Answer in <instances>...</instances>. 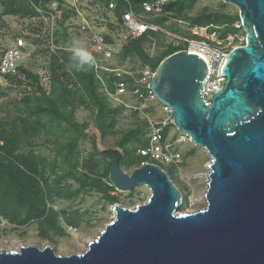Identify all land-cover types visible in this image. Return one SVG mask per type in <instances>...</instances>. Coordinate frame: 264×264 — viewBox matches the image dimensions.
Returning a JSON list of instances; mask_svg holds the SVG:
<instances>
[{"label": "rangeland", "instance_id": "obj_1", "mask_svg": "<svg viewBox=\"0 0 264 264\" xmlns=\"http://www.w3.org/2000/svg\"><path fill=\"white\" fill-rule=\"evenodd\" d=\"M87 1L82 0V17L93 30L104 33L115 48L108 58L103 57L99 62L110 69L139 73L143 67L151 65L144 54L153 58L177 50L179 41L176 35L187 33V29L194 25L213 24L222 37L232 35L235 44L246 43L239 7L224 0H196L193 7L182 13L166 11L156 18L163 31L148 35L141 43L142 54L134 47L137 38H128L124 27L115 24V13L103 11L96 5L86 8ZM18 7L16 3L12 9ZM11 13L23 11L8 12L0 0V43L8 46L13 44L12 31L7 24ZM207 15L211 19L199 24L198 20ZM225 15L233 16L235 20L221 22ZM70 23L65 7L56 36L57 45L62 48L54 53L51 49L45 50V44H42L40 52L29 55L31 48L28 45V52L21 59V70L6 86L0 87V151L5 149L4 155L20 164L22 155H35L37 175L50 189L46 200L47 213L43 218L22 223L0 215V250L16 249L22 244L51 245L61 255L82 253L113 219L116 203L135 207L151 196L146 185H135L131 191L117 189L109 176L113 159L105 156L103 151H121L126 157L122 169L131 172L139 166L138 149L147 142L148 119H157L164 114L160 110H151L143 115L118 104L109 94L115 90L113 82L118 79L111 76V70L106 71L104 85L95 70L96 93L117 110L111 125L108 123L104 129L100 128L97 122L99 106L92 102L87 80L82 71L70 67L68 47L73 38L69 32L81 36ZM56 108L61 116L55 112ZM71 121L84 125L85 130L78 141V158L67 162L62 157V147L75 134ZM135 129L142 130L140 135L129 139ZM178 137L179 130L173 127L169 138L174 142ZM180 147L183 150L181 163L164 167L183 195L178 211L203 209L211 156L201 146L181 144Z\"/></svg>", "mask_w": 264, "mask_h": 264}, {"label": "water", "instance_id": "obj_2", "mask_svg": "<svg viewBox=\"0 0 264 264\" xmlns=\"http://www.w3.org/2000/svg\"><path fill=\"white\" fill-rule=\"evenodd\" d=\"M224 1L239 7L246 43L230 52L213 104L200 95L207 62L186 49L160 62L151 87L176 127L211 156L206 206L179 212L183 195L165 168L144 163L126 172L115 153L112 184L148 186L146 202L116 203L82 253L22 244L1 249L0 264H264V0Z\"/></svg>", "mask_w": 264, "mask_h": 264}, {"label": "built area", "instance_id": "obj_3", "mask_svg": "<svg viewBox=\"0 0 264 264\" xmlns=\"http://www.w3.org/2000/svg\"><path fill=\"white\" fill-rule=\"evenodd\" d=\"M24 1L30 8L29 12L8 15L7 24L12 31L10 37L13 44L8 46L0 43V87L6 86L21 70L23 67L21 59L29 47L31 48L29 55L40 52L39 48L42 44H45V50L51 49L54 53L62 48L57 45L56 36L61 28L60 22H62L64 8L67 7L70 24L74 25V29L81 36H73L70 32L69 35L73 39H79L91 52L95 59L94 68L99 80L106 85L103 76L106 77L105 72L109 70H111V76L118 79L113 82L115 90L109 92L110 96L118 104L139 114L145 115L151 110H160L164 114L157 119H148L147 145L138 149V155L141 157L140 165L156 163L164 168L180 164L183 159V150L180 145L194 144L191 136L179 130L174 124L172 108L161 102L151 88L156 69L146 65L139 73H132L101 65L99 62L102 58H108L115 48L104 33L93 30L87 19L82 17V0ZM62 1L65 2L62 3ZM121 1H123L122 4H120ZM169 1L141 0L136 8L132 0H88L86 8L96 5L103 11L115 13L117 18L115 24H121L124 27L128 38H138L144 34L163 31L155 19L166 13L165 5ZM62 4L63 7H61ZM176 36L179 41L177 51L186 49L199 54L206 60L208 72L203 79L200 95L205 104L211 106L213 99L210 96L222 91L225 87L227 77L222 74V71L230 52L238 45L234 43L232 35L228 37L219 35L213 24L194 25L187 29V33ZM173 127L179 130V137L174 142L169 138Z\"/></svg>", "mask_w": 264, "mask_h": 264}, {"label": "trees", "instance_id": "obj_4", "mask_svg": "<svg viewBox=\"0 0 264 264\" xmlns=\"http://www.w3.org/2000/svg\"><path fill=\"white\" fill-rule=\"evenodd\" d=\"M24 0H2V3L7 7L8 12L10 11H23L29 12L30 8L23 2ZM136 8L138 7L141 0H132ZM196 0H170L165 5V11H173L182 13L185 9L193 7ZM18 4L17 9H12L13 4ZM123 1L120 2L122 4ZM221 17V16H220ZM225 19H220L221 22L232 23L235 17L225 15ZM211 17L209 15L204 17L203 20H198V23L202 24L209 21ZM147 34H144L134 40V47L143 54L141 49V43L146 40ZM177 51L172 49L167 51L164 55L149 58L144 54L145 59L149 60L151 66L157 69L160 62ZM82 76L87 80L88 89L92 95V102L99 106V115L97 118L98 126L102 129L105 128L106 124L111 123L115 120L117 110L111 108L109 103L96 93V77L94 66L88 71H82ZM55 112L60 115L59 108H56ZM61 116V115H60ZM63 116V115H62ZM72 130L75 132L70 140L62 147V157L67 162L68 160L73 161L78 158L79 151L77 145L79 138L84 134L85 126L77 122L71 121ZM141 129H135L132 131L129 139L136 138L140 135ZM147 142H144L143 146H146ZM142 146V147H143ZM5 148V147H2ZM0 151V215L4 216L12 221L27 222L30 219L43 218L47 213V193L50 190L48 186H45L41 179L38 177V163L35 155H22V164L18 163L14 158H7L3 151ZM115 153L120 155V166L122 167L126 161L125 155L114 149H108L103 151L105 156L111 157ZM141 157L139 156L138 164L140 165ZM110 163V166L112 165ZM73 163V167L76 166ZM109 166V167H110ZM55 191V189L51 188ZM59 190V188L57 187Z\"/></svg>", "mask_w": 264, "mask_h": 264}, {"label": "clouds", "instance_id": "obj_5", "mask_svg": "<svg viewBox=\"0 0 264 264\" xmlns=\"http://www.w3.org/2000/svg\"><path fill=\"white\" fill-rule=\"evenodd\" d=\"M70 67L76 71H88L94 64L95 59L91 52L79 39H72L69 44Z\"/></svg>", "mask_w": 264, "mask_h": 264}, {"label": "bare ground", "instance_id": "obj_6", "mask_svg": "<svg viewBox=\"0 0 264 264\" xmlns=\"http://www.w3.org/2000/svg\"><path fill=\"white\" fill-rule=\"evenodd\" d=\"M208 180H209V179H208ZM207 184H208V183H207ZM206 189H207V188H206ZM203 201H204V202H207L205 195L203 196ZM88 245H89V243H88ZM88 245H87V246H88Z\"/></svg>", "mask_w": 264, "mask_h": 264}]
</instances>
